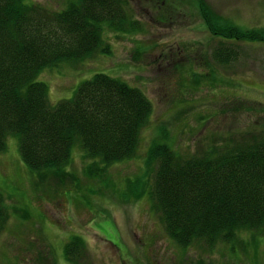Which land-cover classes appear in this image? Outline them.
Listing matches in <instances>:
<instances>
[{
    "label": "rangeland",
    "instance_id": "obj_1",
    "mask_svg": "<svg viewBox=\"0 0 264 264\" xmlns=\"http://www.w3.org/2000/svg\"><path fill=\"white\" fill-rule=\"evenodd\" d=\"M30 1L61 9L69 0ZM126 3L141 30H103V42L112 46L109 54L46 68L38 79L48 84L52 102L71 98L97 72L121 75L143 89L154 111L137 154L113 163L104 183L89 177L79 149L69 166L74 175L65 174L64 180L50 175L47 182L25 169L17 137L8 136L9 147L0 153V191L10 210L0 230V264H73L65 245L75 235L83 239L77 244L85 252L84 260L74 264H264V236L258 246L246 248L222 242L180 247L152 206L148 192L157 162L148 168L146 163L160 127L168 128L174 145L187 153L201 152L227 133L264 127V43H241L240 57L221 65L213 54L221 37L205 25L198 0ZM208 3L235 23L264 25V0ZM145 170L147 176L140 177ZM138 179L143 198L125 201L123 194ZM93 192L102 199L91 197ZM252 233L245 231L242 238Z\"/></svg>",
    "mask_w": 264,
    "mask_h": 264
},
{
    "label": "trees",
    "instance_id": "obj_2",
    "mask_svg": "<svg viewBox=\"0 0 264 264\" xmlns=\"http://www.w3.org/2000/svg\"><path fill=\"white\" fill-rule=\"evenodd\" d=\"M199 1L205 25L221 37L213 52L218 64L237 60L243 42L264 43V25H239L208 0ZM125 4L69 0L57 10L30 0H0V153L9 147L8 136L15 135L25 169L42 181L74 175L69 166L79 149L89 177L104 183L113 163L137 154L154 111L143 89L121 75L97 72L71 98L52 102L48 84L38 79L47 67L109 54L112 46L103 42L107 28L141 30ZM155 162L150 193L180 247L219 242L258 246L264 236V127L227 133L194 153L179 150L169 129L160 127L147 151V168ZM83 190L81 186L80 197ZM130 190L141 196V179ZM95 192L91 197L102 199ZM4 200L0 191V230L8 213ZM245 231L253 232L250 239L242 238ZM82 240L75 235L65 245L69 260L81 254L77 243Z\"/></svg>",
    "mask_w": 264,
    "mask_h": 264
}]
</instances>
